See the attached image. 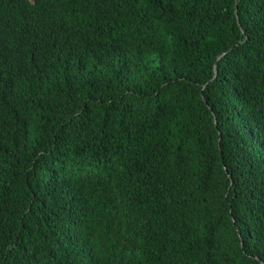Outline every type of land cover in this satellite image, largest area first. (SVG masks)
Instances as JSON below:
<instances>
[{
	"label": "trees",
	"instance_id": "1",
	"mask_svg": "<svg viewBox=\"0 0 264 264\" xmlns=\"http://www.w3.org/2000/svg\"><path fill=\"white\" fill-rule=\"evenodd\" d=\"M0 2V264H264V0Z\"/></svg>",
	"mask_w": 264,
	"mask_h": 264
},
{
	"label": "clouds",
	"instance_id": "2",
	"mask_svg": "<svg viewBox=\"0 0 264 264\" xmlns=\"http://www.w3.org/2000/svg\"><path fill=\"white\" fill-rule=\"evenodd\" d=\"M6 2V1H5ZM1 4H4V2H0ZM235 4L233 5L234 9V14H235ZM50 74L52 75V89L53 92L57 95L59 100L69 106L72 111H75L77 108L76 104V96L83 93L85 89V84H84V78L83 74L80 72L79 69H76L72 73H67L63 69L52 66L50 69ZM72 86V88H70ZM58 89H65L67 90L73 97L75 102L68 101L62 95L59 93ZM2 102L6 104V125L8 128V131L10 134H12L15 138L18 136H21L23 134V128L25 122L24 120L18 116L16 113H13L9 111V104L7 102V98H3L1 100ZM8 108V111H7ZM78 110H81L80 108ZM66 264H94L91 261H84V259L78 255L72 256V261L67 262Z\"/></svg>",
	"mask_w": 264,
	"mask_h": 264
}]
</instances>
